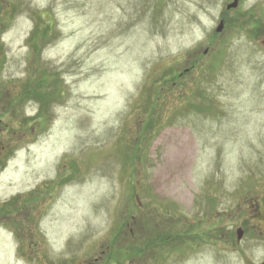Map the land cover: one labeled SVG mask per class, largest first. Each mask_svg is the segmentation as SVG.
<instances>
[{
  "label": "rangeland",
  "instance_id": "obj_1",
  "mask_svg": "<svg viewBox=\"0 0 264 264\" xmlns=\"http://www.w3.org/2000/svg\"><path fill=\"white\" fill-rule=\"evenodd\" d=\"M228 1L0 0V264H264V0Z\"/></svg>",
  "mask_w": 264,
  "mask_h": 264
},
{
  "label": "flooded vegetation",
  "instance_id": "obj_2",
  "mask_svg": "<svg viewBox=\"0 0 264 264\" xmlns=\"http://www.w3.org/2000/svg\"><path fill=\"white\" fill-rule=\"evenodd\" d=\"M242 1L243 0H230V1H228V2L225 3V9H226V11L223 12L222 10H220V12L218 14L219 23H220L222 29H223V26H225V24H230L231 22L234 21V15L232 13H229V12L237 11L239 9V7L241 6ZM232 2H235L236 3L235 6L228 7V5L230 3H232ZM11 201H13V199L3 200L2 202H0V208H2L4 205L7 206ZM16 206H17V204L15 202H14V204H10V207L11 208L16 207ZM12 211L14 213L17 212V210H13V209H12Z\"/></svg>",
  "mask_w": 264,
  "mask_h": 264
},
{
  "label": "water",
  "instance_id": "obj_3",
  "mask_svg": "<svg viewBox=\"0 0 264 264\" xmlns=\"http://www.w3.org/2000/svg\"><path fill=\"white\" fill-rule=\"evenodd\" d=\"M235 2H232V3H230L229 5H228V7H232V6H235ZM221 25H219L218 27H217V30H221ZM242 235H243V230H242V228L241 227H238L237 229H236V237H237V239L238 240H240L241 239V237H242Z\"/></svg>",
  "mask_w": 264,
  "mask_h": 264
}]
</instances>
